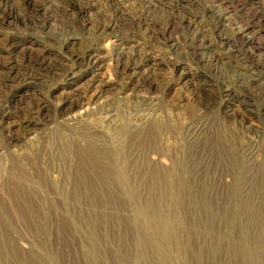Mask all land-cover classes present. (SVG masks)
Wrapping results in <instances>:
<instances>
[{
	"label": "rangeland",
	"instance_id": "1",
	"mask_svg": "<svg viewBox=\"0 0 264 264\" xmlns=\"http://www.w3.org/2000/svg\"><path fill=\"white\" fill-rule=\"evenodd\" d=\"M143 1L0 0V264L244 263L239 234L225 233L231 177L217 170L214 147L217 134L231 140L252 179L237 190L251 200L264 150V0H181L186 20L168 25L173 0H152V23ZM183 23L211 40L190 60ZM29 61L44 69L22 78ZM226 70L247 76L240 101L224 86L221 96L217 72ZM84 114L85 126L69 120ZM74 139L103 160L125 159L137 203L116 182L99 199L77 188ZM153 159L182 162L193 182L207 172L212 215L189 199H154ZM28 194L44 215L28 216Z\"/></svg>",
	"mask_w": 264,
	"mask_h": 264
},
{
	"label": "bare ground",
	"instance_id": "2",
	"mask_svg": "<svg viewBox=\"0 0 264 264\" xmlns=\"http://www.w3.org/2000/svg\"><path fill=\"white\" fill-rule=\"evenodd\" d=\"M25 1L29 2L30 0H25ZM180 1L181 0H173V1L167 2V4L170 5L172 8L171 9L172 13H170V11H167L166 15H164L165 21L163 20L162 23L165 22L168 25L170 21L179 22V21L186 20L185 16L181 12H179L181 9V6H184L182 3H180ZM83 8L84 7L82 6V9ZM153 8H157V6L156 4L153 3L152 0H144L141 3L140 15H141V18L144 19L143 21L150 20L151 23L155 22V19H153L154 18L153 16H155ZM249 16L254 19L258 18L259 23L263 18V15L258 14V12L249 13ZM181 30H183V40L185 39L184 42L189 43L188 48H186V50L190 52L188 53L190 55L189 60L196 57V55L198 54L197 51L198 49L202 47L201 46L202 44L205 45V43L207 42L208 44H210L211 40H208L207 36L194 30L193 28L190 27L189 24L184 25L183 23ZM245 31L246 30L242 29L241 32L238 33V35H242L243 37H245L246 35ZM257 33H258V30L254 31L250 36H254ZM250 38L252 37H246L245 41H242V42L247 43L248 40H250ZM68 40H74V37L70 36ZM88 56H90V54ZM38 62L39 61L33 62V64L31 65L29 61L26 65H24L21 70L24 72V74H22V78H26L29 75H32L29 72L39 71V70L44 69V66L41 64H39V67H34L38 64ZM226 71L228 72V70ZM217 74H219L221 78V82L219 81L218 83L219 89L221 90V96H223L222 87L224 86L225 95L234 96L237 101H240L241 95L245 94L243 88L245 89L248 88V90L250 88L249 83L247 81V76H245L244 74H241L240 72H238L237 75L232 74L230 72L228 73L217 72ZM31 78L32 80L34 79L36 81V79L39 78V76L34 75ZM258 94L261 97L262 103H264V90L261 92L262 95L260 93ZM242 102L243 101L238 102V103L240 104ZM70 106H72V104H70ZM145 109L147 111L149 109L151 110L152 108L145 107ZM99 110L101 111L103 109H99ZM99 110L97 109L96 112H99ZM105 114L108 116L109 112L105 111ZM86 117L87 115L84 114L82 117L78 118L76 116L75 118H71L69 120L73 122L72 124L81 127L83 124L85 126V124L87 123L85 122ZM77 131H79V128ZM151 131H152L151 132L152 134L150 136L151 137L150 143L153 144V147H154V145L156 144L160 136V130H159L158 125H155L153 123L151 125ZM190 131H191L190 136L192 137L201 133L200 132L201 130L199 127H195L194 129ZM219 135L217 134L216 143L214 147L215 154H216L215 158L217 160L215 164H216L217 170L218 168H220L222 172L223 171L226 172L225 174L231 177V181H230L231 188L227 194L228 195L227 203H229V206L226 209L225 214H224V218H225L224 221L226 223L225 233H227V235H231L233 234L234 231H236L239 234L238 236L240 239V243L243 245V249L241 250V257L244 262L243 264H264V150L262 151L263 156L260 158L262 161H260V163L256 167L257 176L254 179V181L257 184L253 188L254 192H252V198L251 200H246V199H243V198H246L245 195L244 196L242 194L240 195L237 189H238V186L241 184L252 186L251 184L247 183V182H250L252 179L247 178L243 174L242 171H243L244 165L242 163V160L240 159V155L238 151L231 144V140L228 138V136H221L222 134H219ZM78 142H80L78 139H74L72 143L67 144L68 146L72 145L71 147L72 149L74 148L76 149L74 156H76V158L78 159L76 169H75L77 188L81 189L80 191L82 192L83 191L87 192L85 189L88 188L89 192H91L90 194L93 197L96 196V198L99 199L101 195L99 188L101 186H109L112 183L116 182L117 184H119L121 189H123L125 196L137 203V201L139 200V197H138V193L135 190V186H133L129 182V179L125 177V174H124V171L126 169V164L125 162L123 163V160L125 159L122 158V159H118L117 161V160L107 157V159H104L106 160V164H105L103 160L104 156H100L99 152L94 147L91 146V148L89 149L87 148L90 146L87 147L86 145L85 147L84 146L82 147V145H80L81 147H79ZM247 150H248V161H251L252 158L255 155H257L256 146L251 145L250 147H248ZM100 160H103V163L105 165H103L101 163L102 161L100 162ZM181 163L177 160L171 159L169 160L168 165L161 166L162 164L158 163L157 159L153 161L152 164L154 166L151 168V171L153 172L152 175L154 177V182L151 185V188L152 187L154 188V193H153L154 195L152 194L153 198L156 199L158 202L168 201L174 204H177L178 202L183 201V199L185 200L187 199V201L189 199V201H192L193 203H195L196 206H198L197 209L206 211L205 213L206 215L207 214L209 216L212 215V210L210 209L211 207L209 206L210 196L209 195H208L209 197L207 196V191H206L208 190L207 189L208 187L207 179H206L207 172H205V174L203 175L204 178L199 177L200 179L198 178V181H196L197 184H195L196 182H193L192 181L193 179L191 180V176L189 174L190 172L185 171L183 168L185 166L181 165ZM132 183L134 184V182ZM24 197H23L24 201L27 202V204L25 205H27V211H28L27 214L29 217L38 218L41 215H44L43 213L42 214L40 213L39 215L35 211V208H32L31 205L28 203V201L31 199V195L29 194L24 195ZM200 212L202 213V211ZM205 214H203V216ZM211 225L212 224L210 223L209 226ZM208 229H210V227H207V230ZM167 230H168L167 226L160 227V231H159L160 234L157 233L160 235V239L167 240V236H168Z\"/></svg>",
	"mask_w": 264,
	"mask_h": 264
}]
</instances>
